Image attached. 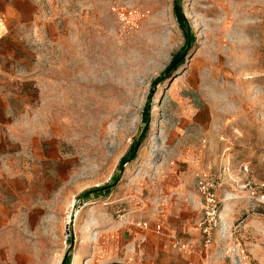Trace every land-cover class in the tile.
Returning <instances> with one entry per match:
<instances>
[{
  "label": "rangeland",
  "instance_id": "obj_1",
  "mask_svg": "<svg viewBox=\"0 0 264 264\" xmlns=\"http://www.w3.org/2000/svg\"><path fill=\"white\" fill-rule=\"evenodd\" d=\"M28 1L1 159L40 183L14 264H61L75 206L70 264L112 262L98 232L129 214L148 245L125 262L264 264V0ZM177 1L194 40L154 85L185 46ZM146 107V137L120 170ZM181 202L191 219L171 234L176 251L164 222Z\"/></svg>",
  "mask_w": 264,
  "mask_h": 264
},
{
  "label": "crops",
  "instance_id": "obj_2",
  "mask_svg": "<svg viewBox=\"0 0 264 264\" xmlns=\"http://www.w3.org/2000/svg\"><path fill=\"white\" fill-rule=\"evenodd\" d=\"M35 13L33 4L28 0H0V264H14V258L20 257L22 244L19 227L29 222L31 209L36 215L38 207L35 186L40 181L20 173L19 162L12 158L1 159L6 148H10V145H5V131L11 134L13 130V121H9L10 115H13L10 106L14 97L11 90L16 88L22 76L20 28L31 24ZM26 165L28 169L29 164ZM187 195L190 197L189 193ZM186 197L183 194V201ZM178 205L174 220L164 222L168 238L175 232H186L189 229L191 217L185 213L188 208L183 202ZM132 219L131 214L121 217L119 222L107 230L98 232V238L103 239L101 248L112 260L108 264L127 261L137 248L147 250V229L138 225L140 221ZM157 228L160 230L159 226ZM168 242L171 247V242Z\"/></svg>",
  "mask_w": 264,
  "mask_h": 264
},
{
  "label": "trees",
  "instance_id": "obj_3",
  "mask_svg": "<svg viewBox=\"0 0 264 264\" xmlns=\"http://www.w3.org/2000/svg\"><path fill=\"white\" fill-rule=\"evenodd\" d=\"M173 11H174V17H175L177 25L181 29V31L184 33L185 46L183 48V51L181 53L177 54L173 58V60L171 61L170 65L164 71L162 76L160 78H158L154 82V85L160 83L163 79H166L167 76L169 75L170 71L176 69L183 62L184 55H185L186 51L189 49V47L191 46V44L193 43V40H194L193 37L188 32V26H187L186 20H185V18L183 16L182 12H181V9H180V7L178 5V1L176 2L175 6H174V10ZM142 122H143L144 127L142 128L139 137L137 138V140H135L133 142V144L131 145V147H130L128 153H127V155L124 156L119 162V169L120 170L123 168V166L125 164H127L130 160L135 158L137 145L141 144V142L146 137V134L148 132V122H149V108L148 107H146L145 111L143 112ZM113 186H114V184H109V185H106V186L101 187V188H96L94 190H91V191H88V192L84 193L83 195L80 196V198L86 199V197H88L89 195H100V194L108 195L110 189L113 188ZM70 263H71V252L65 258L63 264H70Z\"/></svg>",
  "mask_w": 264,
  "mask_h": 264
},
{
  "label": "built area",
  "instance_id": "obj_4",
  "mask_svg": "<svg viewBox=\"0 0 264 264\" xmlns=\"http://www.w3.org/2000/svg\"><path fill=\"white\" fill-rule=\"evenodd\" d=\"M202 189L205 190L206 187L202 185ZM209 198H211L210 194H207ZM208 215V214H207ZM141 228L146 229L147 224L146 223H139L138 224ZM201 227V226H200ZM159 231V228H157V232ZM202 235L204 237V246L207 247L211 242V231L209 227L201 228ZM171 242V248L176 251H184L186 248V245L180 240L176 239L174 236L170 238ZM113 264H135L133 262H119V263H113Z\"/></svg>",
  "mask_w": 264,
  "mask_h": 264
},
{
  "label": "water",
  "instance_id": "obj_5",
  "mask_svg": "<svg viewBox=\"0 0 264 264\" xmlns=\"http://www.w3.org/2000/svg\"><path fill=\"white\" fill-rule=\"evenodd\" d=\"M140 144L137 145L136 151L139 148ZM77 206H75L70 214L69 223H68V233L70 238V244L69 248L66 250L61 264H63L65 258L69 255L71 252L73 246H74V220H75V214H76Z\"/></svg>",
  "mask_w": 264,
  "mask_h": 264
},
{
  "label": "bare ground",
  "instance_id": "obj_6",
  "mask_svg": "<svg viewBox=\"0 0 264 264\" xmlns=\"http://www.w3.org/2000/svg\"><path fill=\"white\" fill-rule=\"evenodd\" d=\"M68 219H69V217H68Z\"/></svg>",
  "mask_w": 264,
  "mask_h": 264
}]
</instances>
